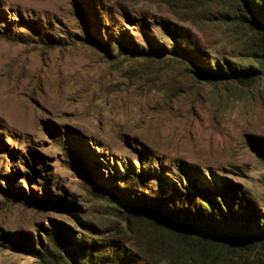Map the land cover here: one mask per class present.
<instances>
[{
	"label": "rangeland",
	"instance_id": "obj_1",
	"mask_svg": "<svg viewBox=\"0 0 264 264\" xmlns=\"http://www.w3.org/2000/svg\"><path fill=\"white\" fill-rule=\"evenodd\" d=\"M250 6L0 0V264H76L72 251L204 264L197 250L179 257L186 243L162 234L165 219L142 196L183 213L225 196L264 219V72L246 47ZM216 61L229 75L256 71L211 82L201 68Z\"/></svg>",
	"mask_w": 264,
	"mask_h": 264
},
{
	"label": "trees",
	"instance_id": "obj_2",
	"mask_svg": "<svg viewBox=\"0 0 264 264\" xmlns=\"http://www.w3.org/2000/svg\"><path fill=\"white\" fill-rule=\"evenodd\" d=\"M251 28L255 31V38L250 40L247 48L253 50L252 56L256 59L251 63L255 64L259 70L264 72V0H249ZM171 33V30H168ZM172 34V33H171ZM172 37L179 42H184L187 51L192 53L191 58H201L198 49L193 43H187L185 38L180 35L172 34ZM134 56L139 57L140 52L134 50ZM164 57V55H161ZM202 74L211 82L218 80H242V75L256 71L252 68H242L238 71L234 68L228 69L231 75L227 74L224 67L215 62V69L206 67L201 68ZM206 69V70H204ZM207 204L199 205L193 210L169 211L164 203L158 199H149L142 196L139 205L144 207L146 212L159 214L165 221L157 222L161 231L168 239H178L186 244L179 249V257H186V254L197 250L198 257L204 264H264V257L259 261L241 262L236 258L249 255L262 248L264 252V219L258 222L256 214L243 213L241 205H236L232 200L223 196L222 201L216 199L206 200ZM77 242V241H75ZM78 246L84 245L83 241L77 242ZM76 246V244H75ZM76 264H134L132 261L125 260L119 262L117 259L109 257L94 260L83 253L82 257L77 256L72 251ZM124 260V259H123Z\"/></svg>",
	"mask_w": 264,
	"mask_h": 264
},
{
	"label": "bare ground",
	"instance_id": "obj_3",
	"mask_svg": "<svg viewBox=\"0 0 264 264\" xmlns=\"http://www.w3.org/2000/svg\"><path fill=\"white\" fill-rule=\"evenodd\" d=\"M11 102H12V101H11ZM2 104H3V103L1 102L0 105L2 106ZM4 104H7V105H4V107L6 106V108H8V107H7V106H8V103H4ZM11 105H12V103H11ZM15 107H16V106H15ZM10 108H11V106H10ZM10 108H9V109H10ZM4 110H5V108L3 109V111H4ZM6 110H8V109H6ZM11 110H12V109H11ZM14 111H15V109H14ZM14 111H13V112H14ZM9 113H11V112H9ZM9 113H8V114H9ZM18 113H19V112H18Z\"/></svg>",
	"mask_w": 264,
	"mask_h": 264
}]
</instances>
